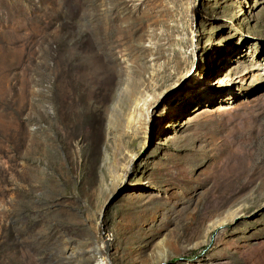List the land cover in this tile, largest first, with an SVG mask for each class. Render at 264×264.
Wrapping results in <instances>:
<instances>
[{"label": "rangeland", "instance_id": "rangeland-1", "mask_svg": "<svg viewBox=\"0 0 264 264\" xmlns=\"http://www.w3.org/2000/svg\"><path fill=\"white\" fill-rule=\"evenodd\" d=\"M101 224L113 264H264V0H0V264H96Z\"/></svg>", "mask_w": 264, "mask_h": 264}, {"label": "bare ground", "instance_id": "bare-ground-1", "mask_svg": "<svg viewBox=\"0 0 264 264\" xmlns=\"http://www.w3.org/2000/svg\"><path fill=\"white\" fill-rule=\"evenodd\" d=\"M233 81L229 80V79H221L220 81H218L215 84H211L209 86H204V82L200 81L198 86H203L200 89V94L202 96V99L205 100V102L207 103V101L209 100H213L216 99L217 97H231L232 96V91L230 90V87L228 85H232ZM151 96H148L147 99H145V101L140 100L139 96H137L136 94H132L130 96V108L127 111V113L125 115L119 113L118 115L121 116L119 119L115 118L114 116H111L110 119V125L111 127H113L114 129H116V132L120 135L122 133V127L126 128L130 133L136 135L140 130H147L148 129V124L149 122L147 121H141L140 116L144 115V118L147 116V118H151L150 117V108L153 107L152 102L154 103L157 99H153L154 101H152ZM189 101H192V96L190 95L189 97ZM187 102V103H188ZM168 109V108H167ZM138 115V117H136V115ZM143 119V117H142ZM144 120V119H143ZM149 121V120H148ZM154 121V120H153ZM123 134V133H122ZM119 146V143H117ZM117 165L115 162H113L110 166V176L112 179V182H114V188L116 189H121V185L123 184V177H120L117 173ZM141 188L140 187H135L134 191H140ZM233 215V214H232ZM111 240V239H110ZM102 242V241H101ZM100 242V243H101ZM99 243V244H100ZM99 244H97L96 248L97 250L99 249ZM98 252V251H97ZM99 256L97 258V262L96 264H107V261L104 257V254L102 253V250L100 252H98Z\"/></svg>", "mask_w": 264, "mask_h": 264}, {"label": "water", "instance_id": "water-1", "mask_svg": "<svg viewBox=\"0 0 264 264\" xmlns=\"http://www.w3.org/2000/svg\"><path fill=\"white\" fill-rule=\"evenodd\" d=\"M106 201H104V203L102 204V206L100 207V211H99V218H101V216L104 214V211L106 209ZM100 237L102 240V253L104 254V257L107 261V264H113L112 260H111V251H112V245H111V238L109 236H107L106 231L103 228V225H100ZM95 247V245H94ZM151 264H164V260H159V261H154Z\"/></svg>", "mask_w": 264, "mask_h": 264}]
</instances>
